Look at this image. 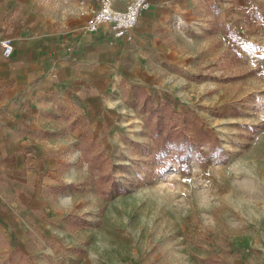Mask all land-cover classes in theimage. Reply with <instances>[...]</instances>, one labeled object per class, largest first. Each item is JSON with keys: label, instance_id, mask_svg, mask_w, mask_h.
<instances>
[{"label": "rangeland", "instance_id": "obj_1", "mask_svg": "<svg viewBox=\"0 0 264 264\" xmlns=\"http://www.w3.org/2000/svg\"><path fill=\"white\" fill-rule=\"evenodd\" d=\"M181 1L176 34L190 39L162 71L156 110L112 151L84 144L75 196L50 200L46 226L28 233L31 260L0 264H264V0ZM162 119L198 145L187 168L157 160Z\"/></svg>", "mask_w": 264, "mask_h": 264}, {"label": "crops", "instance_id": "obj_2", "mask_svg": "<svg viewBox=\"0 0 264 264\" xmlns=\"http://www.w3.org/2000/svg\"><path fill=\"white\" fill-rule=\"evenodd\" d=\"M131 1L113 0L118 9ZM183 4L150 0L117 37L108 25L85 30L99 0H0V259L31 260L28 233L46 226L50 200L75 196L84 144L118 148L149 101H162V71L190 39L176 34Z\"/></svg>", "mask_w": 264, "mask_h": 264}, {"label": "built area", "instance_id": "obj_3", "mask_svg": "<svg viewBox=\"0 0 264 264\" xmlns=\"http://www.w3.org/2000/svg\"><path fill=\"white\" fill-rule=\"evenodd\" d=\"M150 6V0H132L125 9L114 6L113 0H99V5L89 15L85 30L96 32L103 25L110 26L113 34L117 37L128 36L137 24L143 10ZM3 54L10 57L14 47L8 38L1 40Z\"/></svg>", "mask_w": 264, "mask_h": 264}, {"label": "trees", "instance_id": "obj_4", "mask_svg": "<svg viewBox=\"0 0 264 264\" xmlns=\"http://www.w3.org/2000/svg\"><path fill=\"white\" fill-rule=\"evenodd\" d=\"M150 111L153 112L156 110L153 101L150 100ZM170 104L165 103L162 106V110L169 111ZM165 122L162 119V132H160L159 140L156 147V157L159 162L166 161L170 156H172L173 161L166 163V169L170 168L173 165V162H177L178 164L182 165L184 168H187L190 165V159L192 157L193 151L198 149V145L188 138V135L179 128L177 122L169 120V128L168 130L165 129ZM166 131V132H165ZM159 133V132H158ZM86 147L91 148V145H87ZM86 153L87 161L90 162V166L92 169L99 166L101 163L100 155L94 154L93 158H91ZM100 183V192L106 193L103 189V176L101 178Z\"/></svg>", "mask_w": 264, "mask_h": 264}, {"label": "bare ground", "instance_id": "obj_5", "mask_svg": "<svg viewBox=\"0 0 264 264\" xmlns=\"http://www.w3.org/2000/svg\"><path fill=\"white\" fill-rule=\"evenodd\" d=\"M174 175H176V173L170 172L169 175H168V177L169 178H172V177H174ZM167 180H168V178H167Z\"/></svg>", "mask_w": 264, "mask_h": 264}]
</instances>
